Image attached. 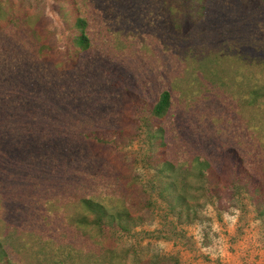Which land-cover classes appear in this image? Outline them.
I'll return each mask as SVG.
<instances>
[{"label": "rangeland", "instance_id": "1", "mask_svg": "<svg viewBox=\"0 0 264 264\" xmlns=\"http://www.w3.org/2000/svg\"><path fill=\"white\" fill-rule=\"evenodd\" d=\"M262 87V0H0V264H264V220L235 182H264ZM163 91L170 109L151 119ZM165 161L185 205L162 190ZM83 198L136 227H81Z\"/></svg>", "mask_w": 264, "mask_h": 264}, {"label": "trees", "instance_id": "2", "mask_svg": "<svg viewBox=\"0 0 264 264\" xmlns=\"http://www.w3.org/2000/svg\"><path fill=\"white\" fill-rule=\"evenodd\" d=\"M264 3V0H262ZM87 22L84 18L78 17L75 19L73 23V29L75 30L74 35L71 37V43L72 48L75 52H85L90 48L91 41L88 36V33L86 31ZM35 33L32 32L31 36L34 38ZM36 43V44H35ZM35 43L33 42L32 45H36V50L38 55H40L45 49H47V46L44 44L38 45V41L35 40ZM23 81H26V79H23ZM21 87L25 90V101L32 97V94L26 93V90H31L32 84L29 83V81ZM253 94L256 98H264V87H262L259 90H254ZM171 101H170V94L168 91H163L159 94V96L156 98L154 103L152 104L151 108L148 110L149 116L151 119H162L165 117L170 109ZM158 134H162V130L155 131ZM163 135V134H162ZM160 146L164 145V137H160ZM194 162L198 163L202 166V171L200 172V176L206 178V184L208 186L207 192L209 194H213V190H215L218 185V181H212V173L214 171L211 168V165L202 158L197 157L195 158ZM174 166L170 163L165 161L163 164V168L159 170V173L161 174V177L166 178L168 181V184L166 185V189L162 190H169L172 192L169 193L172 198H169V200L175 201L180 204L185 205L186 197L184 193H181L180 191H176V182L175 180H170L169 177L174 178L178 176H182L181 169H173ZM242 170L241 166L234 165V170ZM263 172H264V163H263ZM243 173L244 170H243ZM235 179L236 185L240 186L243 190H245L251 197L256 198V212L257 215L264 220V182L258 183L257 180L253 178V176L245 175L243 177H240L237 175ZM234 183V182H233ZM161 194L159 196L164 199V196ZM168 194V195H169ZM80 206L84 209L86 212V215L79 217V219L76 221L78 225L81 227L83 226H92L93 228H96L99 231H103L106 227H114L119 232L127 233L132 230V228L136 227V218L132 217L131 213L128 211V209L121 207L118 210H111L103 203L96 201L91 198H83L80 200ZM172 209L174 208V205H170ZM89 215H91V218L89 219ZM6 257V254L3 250V247L0 243V262L3 260V258ZM104 259V258H101ZM114 260L116 262H114ZM95 264H126V258H109L108 262L104 263H95ZM130 264H179L176 258H152L149 260H142L140 258H133L132 262Z\"/></svg>", "mask_w": 264, "mask_h": 264}]
</instances>
